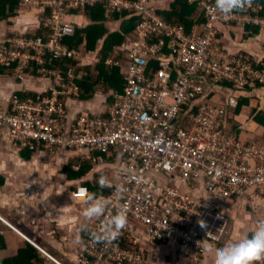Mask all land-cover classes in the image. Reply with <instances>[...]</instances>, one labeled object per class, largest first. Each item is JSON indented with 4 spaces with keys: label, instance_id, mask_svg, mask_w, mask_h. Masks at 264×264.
I'll return each mask as SVG.
<instances>
[{
    "label": "built area",
    "instance_id": "built-area-1",
    "mask_svg": "<svg viewBox=\"0 0 264 264\" xmlns=\"http://www.w3.org/2000/svg\"><path fill=\"white\" fill-rule=\"evenodd\" d=\"M22 1L23 9L37 10L49 29L48 40L15 32L0 39V69L20 73L38 63L55 82L39 98L14 97L8 107L0 104V145L7 136L21 148H89L108 154L121 149L128 155L121 182L105 195V214L122 208L126 223L111 242L83 240L78 264H144L146 249L170 241L177 243L181 257L199 262V244L217 247L229 231L228 201L248 196L251 208L264 214V137L243 140L227 124L222 108L202 98L210 84L264 87V62L230 53L219 29L264 31L262 4L245 0L239 10L222 15L207 0H189L199 1L204 20L200 23L198 15L187 29L167 22L152 0ZM96 6L105 8L108 20L125 13L141 19L134 37L108 60L122 70L123 89L111 91L104 113L83 111L72 120L67 101L81 97L77 76L71 70L65 77L45 65L52 59H83L81 48L65 42L77 32L70 17ZM227 103L237 106V95ZM173 180L178 181L173 185ZM88 193L87 186H79V195Z\"/></svg>",
    "mask_w": 264,
    "mask_h": 264
},
{
    "label": "crops",
    "instance_id": "crops-1",
    "mask_svg": "<svg viewBox=\"0 0 264 264\" xmlns=\"http://www.w3.org/2000/svg\"><path fill=\"white\" fill-rule=\"evenodd\" d=\"M175 1L152 0L159 10H171ZM91 9L104 13L103 24L111 32H121L123 18L115 16L112 20H108L103 6ZM88 10H80L70 19L86 28L93 24L92 18L87 13ZM38 18L40 15L37 10L21 7L15 16L0 21V39L14 32L27 36L41 34L42 23ZM219 29L222 33V42L230 53H246L256 62H264L262 29L254 27L246 32L240 28L225 26H220ZM104 46L105 40L98 43L95 51H87L81 46L83 59L77 62V68L94 67L98 64ZM118 47L120 46H116L111 52V58ZM39 67L40 69H36L34 66H28L20 73L16 69L3 70L0 73V104L4 107L10 106L17 94L24 99L47 94L54 85L55 79L45 74L41 70L42 66ZM89 74L91 72L86 73L81 69V73L76 76L82 79ZM113 90L116 89H108L104 92L98 88L89 98L69 99L67 107L71 119L73 120L83 111L104 113L112 102ZM233 95H237L238 100L245 98L248 102L242 105L238 113H234L235 107L229 106L227 102L219 104L227 124L233 128L237 123L235 132L243 140L252 141L264 137V125L254 118L255 110H264V87L256 86L248 90H239L235 87H225L223 84H210L206 87V94L202 98L229 100ZM37 147L21 148L13 144L7 136L2 139L0 145V261L14 260L22 250L32 245L39 250V258L34 259L33 264H59L50 256L62 264H78L81 243L89 237L88 231L82 230L81 225L86 224L89 229H94L100 219L85 220L81 216L84 195L78 194V188L87 186L90 193L95 194L89 182L92 183L101 174L106 190L111 191L114 184L121 182L120 171L127 168L128 155L121 149L108 154L89 148L82 150L62 148L50 152L45 146ZM81 161L84 163L80 164ZM70 165L73 167L69 168ZM82 166L87 167L86 172L82 176L76 175ZM162 181L169 182V179L162 176ZM176 181L170 182L174 185ZM201 187L202 183L198 184L197 188ZM97 196L105 200L104 195ZM249 199L248 196L243 195L226 203L231 223L228 233L217 247L229 239L250 234L257 219L264 218V214L257 213L251 208ZM137 232L141 236L142 231ZM78 237L79 243L76 242ZM139 239L143 240L141 237ZM145 251L149 253L146 254L144 264H211V259L205 256L199 262L181 257L177 243L171 241L158 244L154 251L147 249Z\"/></svg>",
    "mask_w": 264,
    "mask_h": 264
},
{
    "label": "trees",
    "instance_id": "trees-1",
    "mask_svg": "<svg viewBox=\"0 0 264 264\" xmlns=\"http://www.w3.org/2000/svg\"><path fill=\"white\" fill-rule=\"evenodd\" d=\"M210 3H213V0H208ZM245 0H241V4L243 6ZM258 3L262 4L264 7V0H255ZM22 0H0V21L8 20L10 17L16 15L17 12L22 7ZM89 7L87 13L93 20V24L89 25L86 28L83 26L78 25L76 35L73 37H66L65 42L70 45L71 47L83 48L87 51H95L98 43L101 40H105V46L102 51V58L101 61L96 64L94 67H78L77 68V61L73 59H52L50 63H47L45 66L51 69H60L63 72L65 77L69 76L71 70L75 74L81 73V69L85 70L86 73H90L88 76H84L82 79L79 77L76 78V82L78 83L79 87L81 88V97L82 98H89L93 96L101 86H105L108 90L116 89L121 90L123 88V84L125 83V77L122 74V70L118 67H113L112 65L108 64V59L111 58V52L114 50L116 46H122L123 44L127 43L129 38L134 37L137 21L141 19L139 16H127L128 14L125 13L123 15V24L121 32H111L107 27L104 26V13L99 12L95 9H91ZM242 8V7H241ZM80 10L73 11L72 15L79 13ZM159 14L169 23H173L176 25H183L185 28L190 29L194 24L195 20L199 15V22L202 23L204 18L200 16V4L199 1L190 2L189 0H176L172 4L171 10H159ZM127 16V17H126ZM196 16V17H195ZM252 26H248L246 31L251 30ZM42 33H38L35 35H28L29 37H44L45 40H48V32L44 24L42 23ZM222 37V35H221ZM153 63H155L153 61ZM34 66L36 69H40L38 63H33L30 67ZM5 70V68L0 69V73ZM98 71V73L96 72ZM98 77H97V76ZM225 87H232V84L226 82L223 84ZM40 96V95H39ZM39 96H35V98H39ZM16 98L24 99L20 95H16ZM248 100L245 98L239 100V104L235 106L234 113H238L243 104L247 103ZM254 118L261 124L264 125V110L262 111H254ZM233 125V124H232ZM237 123L233 125L232 130L236 131ZM69 168L73 166H68ZM85 166H82L80 170L76 172V175L82 176L86 172ZM103 179V176L99 174V177L95 178V180L90 184L95 195H110L111 191H107L104 185H101L99 181ZM39 258V250L35 249L32 245L26 250H22L18 257L14 260H2L0 264H33L32 261L34 259Z\"/></svg>",
    "mask_w": 264,
    "mask_h": 264
},
{
    "label": "clouds",
    "instance_id": "clouds-1",
    "mask_svg": "<svg viewBox=\"0 0 264 264\" xmlns=\"http://www.w3.org/2000/svg\"><path fill=\"white\" fill-rule=\"evenodd\" d=\"M213 7L222 15H230L234 10H239L242 4L241 0H213ZM99 183L104 185L105 181L101 179ZM106 205L107 201L93 193L84 195L81 216L85 220L102 218L95 229H89L86 224L81 225V229L88 231L94 242H111L126 223L122 208L105 214ZM76 242L79 243V237ZM199 248L203 256L211 259V264H256L258 260L264 259V218L257 219L250 234L229 239L219 247L201 242Z\"/></svg>",
    "mask_w": 264,
    "mask_h": 264
},
{
    "label": "rangeland",
    "instance_id": "rangeland-1",
    "mask_svg": "<svg viewBox=\"0 0 264 264\" xmlns=\"http://www.w3.org/2000/svg\"><path fill=\"white\" fill-rule=\"evenodd\" d=\"M98 73V71H96ZM98 75V74H97ZM102 90H104V92H107L108 90L103 86V87H98ZM211 102H213L214 104L216 105H219V104H224L225 102H227V100H210ZM253 113V112H252ZM84 161V160H83ZM84 162H80V164H83ZM79 165V163H77Z\"/></svg>",
    "mask_w": 264,
    "mask_h": 264
}]
</instances>
